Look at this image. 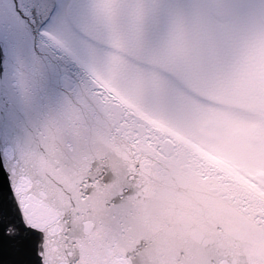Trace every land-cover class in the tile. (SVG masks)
<instances>
[{
  "label": "snow or ice",
  "instance_id": "1",
  "mask_svg": "<svg viewBox=\"0 0 264 264\" xmlns=\"http://www.w3.org/2000/svg\"><path fill=\"white\" fill-rule=\"evenodd\" d=\"M244 8L198 93L168 107L135 61L179 0H0V264H264V163L238 164L231 126L180 161L264 57V0Z\"/></svg>",
  "mask_w": 264,
  "mask_h": 264
},
{
  "label": "rangeland",
  "instance_id": "2",
  "mask_svg": "<svg viewBox=\"0 0 264 264\" xmlns=\"http://www.w3.org/2000/svg\"><path fill=\"white\" fill-rule=\"evenodd\" d=\"M184 11L188 16V21L187 26L182 30L181 44L183 48L178 51L180 53H187V51L202 52L200 50L204 47L202 43L204 39L208 40L207 46L212 45L209 50L215 53L222 45L224 35L228 36L231 33V27H235L233 24L237 25V22H240L243 25L249 19L246 11H242L236 18L224 19V23H218L212 16H205L198 6H186ZM213 53L210 58H212ZM201 63L198 62L196 65ZM135 64L139 72L150 78L145 83L146 92H153V80L159 84V90L154 95L161 105L172 107L182 97L192 95L179 87L175 78L164 74L163 70L154 63H150L147 58H143L142 61L136 60ZM196 65L192 68H185L182 75L192 87L199 90L206 74ZM262 67H264V58L258 56L257 60L253 61V75L250 76V80L248 79L245 83L229 89L220 99L223 102L222 105H212L213 118L194 132L191 142L205 150H210L218 135L231 126L243 141L238 164L243 166L245 164L264 163V86L256 75ZM178 73L180 71L173 70L172 72L174 75ZM205 103L207 102L205 101Z\"/></svg>",
  "mask_w": 264,
  "mask_h": 264
},
{
  "label": "flooded vegetation",
  "instance_id": "3",
  "mask_svg": "<svg viewBox=\"0 0 264 264\" xmlns=\"http://www.w3.org/2000/svg\"><path fill=\"white\" fill-rule=\"evenodd\" d=\"M179 3L182 7V16L179 21L175 25L169 24L167 22L162 23L159 29L157 30L152 43L137 60L142 61L143 58H147L150 63H154L158 68L163 70L164 74H166L167 76H172L171 78H175V80L179 84V87H181L185 92H188L192 95H196L199 90L192 87V85L183 78L184 76L182 75V73L185 68H192L198 62H202L201 64L196 66H199L197 68L203 70V72L207 75L209 67V64H207V62H209V60L211 59L210 55L213 53L211 50H209L210 48H212V45L207 46L208 40L204 39L202 41L204 47L200 50L202 52H178L180 48H183L181 44V34L182 30L187 26L186 23L188 21V16L186 15L184 8L186 6L197 7L203 2L202 0H187V2L186 0H179ZM204 15L212 16L218 23H224V19H233L238 16L236 15L231 18H226L225 16L217 15L214 12H204ZM237 25H241V23L237 22ZM237 25L233 24V26ZM231 29L233 28L231 27ZM230 35L231 33H229L228 36L224 35L223 43L220 47L228 43ZM256 60L257 58L255 59V61ZM173 70L180 71V73L174 75L172 74ZM220 101L221 103L218 105L223 104L222 100Z\"/></svg>",
  "mask_w": 264,
  "mask_h": 264
},
{
  "label": "water",
  "instance_id": "4",
  "mask_svg": "<svg viewBox=\"0 0 264 264\" xmlns=\"http://www.w3.org/2000/svg\"><path fill=\"white\" fill-rule=\"evenodd\" d=\"M233 3L236 6V12L230 15H225V14H220V13H215L217 15H222L225 16L226 18H231L234 17L238 14H240L242 11L245 10L244 6L249 3V0H233ZM198 93V92H197ZM221 101L219 100L218 102H216L215 104H220ZM198 154V152H196L194 149H192L190 146L185 148L180 155V161L182 163H187L189 161H192L195 159L196 155ZM0 173H2V169H0Z\"/></svg>",
  "mask_w": 264,
  "mask_h": 264
},
{
  "label": "bare ground",
  "instance_id": "5",
  "mask_svg": "<svg viewBox=\"0 0 264 264\" xmlns=\"http://www.w3.org/2000/svg\"><path fill=\"white\" fill-rule=\"evenodd\" d=\"M244 11H245V10H244ZM190 147H191L192 149H194L196 152H198L199 149H204V148L198 146L197 144H195V143H193V142H191ZM204 150H205V149H204Z\"/></svg>",
  "mask_w": 264,
  "mask_h": 264
},
{
  "label": "trees",
  "instance_id": "6",
  "mask_svg": "<svg viewBox=\"0 0 264 264\" xmlns=\"http://www.w3.org/2000/svg\"><path fill=\"white\" fill-rule=\"evenodd\" d=\"M210 63V61L209 62H207V64H209ZM209 68V67H208Z\"/></svg>",
  "mask_w": 264,
  "mask_h": 264
}]
</instances>
